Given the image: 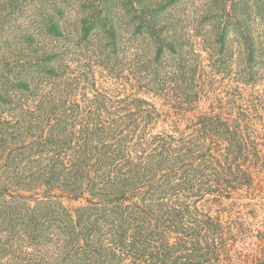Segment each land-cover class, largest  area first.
I'll return each mask as SVG.
<instances>
[{
    "label": "trees",
    "instance_id": "trees-1",
    "mask_svg": "<svg viewBox=\"0 0 264 264\" xmlns=\"http://www.w3.org/2000/svg\"><path fill=\"white\" fill-rule=\"evenodd\" d=\"M125 2L128 34L143 12L135 0ZM234 24L236 73L254 85L264 48ZM140 26L130 35L141 36ZM214 29L195 22L188 38H131L136 82L151 75L144 87L173 97L177 117L190 122L188 135L152 133L163 114L146 100L116 105L98 93L80 102L71 80L1 75L0 264H264V218H249L256 209L224 220L205 208L237 198L254 207L260 197L264 210V154L252 123L263 96L250 94L247 107L232 105L238 99L210 111L197 105L203 88L194 85L198 66L186 55L198 57V45L216 68L224 36ZM97 53L107 66L110 50Z\"/></svg>",
    "mask_w": 264,
    "mask_h": 264
},
{
    "label": "rangeland",
    "instance_id": "rangeland-1",
    "mask_svg": "<svg viewBox=\"0 0 264 264\" xmlns=\"http://www.w3.org/2000/svg\"><path fill=\"white\" fill-rule=\"evenodd\" d=\"M125 4V0H0V77L20 74L27 80L41 78L40 82L45 78L71 80L76 83V98L80 102H84V95L94 99L98 93L109 96L116 105L125 99L128 103L135 99L146 100L163 114L153 123L152 133L169 131L188 135L190 122L177 117L173 97L144 87L149 85L151 75L143 84L136 82L135 49L130 47H134L131 38L142 36L153 40L174 35L188 38L185 32L189 33L192 24L197 22L208 31L214 26L219 39L224 36V43H217L222 61L215 65L216 68L211 67L206 51L198 45L192 49L198 57L191 52L186 55L198 66L194 85L197 84L199 90L203 88L197 101L200 109L210 111L211 105H220L219 101L226 106L235 99L238 101L232 105L247 107L250 94L263 96L264 100V50L255 65V84L244 83L236 73L239 51L236 40L239 38L237 24H234L239 23L241 31L248 29L256 49L264 48L261 45L264 41V0H135L136 8L143 12L140 13L142 18L129 23L128 34L122 31L128 9ZM144 12L149 15L147 19ZM141 21L143 26H140ZM134 25L142 27L141 36L130 35ZM108 32L115 35V42ZM99 49L110 50L105 60L107 66L100 62L103 59L98 56ZM3 80L0 78V85ZM192 86H187V90ZM1 117L6 118V113ZM178 119L181 121L176 124ZM252 123L253 137L264 154V103ZM258 182L259 178L255 184ZM262 193L264 196V191ZM232 200L237 205L231 209ZM224 201L222 205L209 204L205 208L213 215L220 214L224 220L240 212L247 217L252 208L256 209V218L251 215L250 221L259 223L264 218L260 197L251 200L259 204L254 207L245 206L248 198ZM79 204L75 201L70 205Z\"/></svg>",
    "mask_w": 264,
    "mask_h": 264
}]
</instances>
